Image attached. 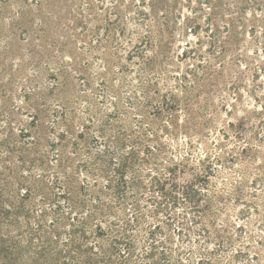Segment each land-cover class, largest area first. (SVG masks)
Returning <instances> with one entry per match:
<instances>
[{
    "label": "rangeland",
    "instance_id": "obj_1",
    "mask_svg": "<svg viewBox=\"0 0 264 264\" xmlns=\"http://www.w3.org/2000/svg\"><path fill=\"white\" fill-rule=\"evenodd\" d=\"M38 226L91 262L123 228L145 264H264V0H0V262Z\"/></svg>",
    "mask_w": 264,
    "mask_h": 264
},
{
    "label": "trees",
    "instance_id": "obj_2",
    "mask_svg": "<svg viewBox=\"0 0 264 264\" xmlns=\"http://www.w3.org/2000/svg\"><path fill=\"white\" fill-rule=\"evenodd\" d=\"M109 121V120H108ZM82 138V137H79ZM94 141L97 143L98 140L94 138ZM118 145L120 148L123 146V144H120L118 142ZM151 153L150 150L147 149V154ZM115 155V152H112V150H109V148H105V151L102 153L99 152L95 155L94 161H96L95 164H92L94 166H100V164L103 163L105 164L106 168H110L112 166L113 161L115 158L113 157ZM120 162L119 165L116 169H113V172L116 177V185L114 186L113 190L115 192L116 200L117 201H123L124 200V190L132 187L130 184H134V181L132 182H127L125 178V174L127 172V169L129 168V165H135L140 162H147V159H141L139 160V156L135 151H130L128 154L125 156L119 157ZM96 169V168H94ZM95 171V170H94ZM114 181V180H113ZM156 187L159 188V191L161 192V196L165 198L166 200L172 201V203H176V197L171 195V194H166L163 190L164 184L160 182L157 179H154ZM85 185V184H84ZM85 187H88L87 184ZM173 188H177L180 190L178 185L174 184ZM86 189V188H85ZM181 191L182 194L187 198V185L181 186ZM99 201V200H98ZM96 208V207H93ZM4 215L5 217L10 214V212L5 211L4 209ZM74 221V220H72ZM81 224L85 226L86 221H82ZM114 227V224H111V227H109L108 231L114 232L112 229ZM40 226L36 228V230H30V235L31 237H36V240L39 242L38 248L36 247L34 242L27 243L26 245H22L17 241H13L12 239H8L5 242L9 244L4 250L6 251L5 254L9 255L6 256L7 260H3V262H0V264H15L17 258L21 257V255H27L30 257L31 255H36L38 260L34 264H50L52 261L56 262L59 259H63V262L60 264H103V263H110L111 256H109L108 251L104 248H99L100 249V256L97 257L96 261L91 262L87 255L86 250H81V245L78 241L79 238L81 240L86 239V233L82 231L81 229H78V226H75V228L72 229V231L69 233L70 239L68 241L64 240V242H56L54 240H47V239H42L39 232ZM80 230V231H79ZM104 231L101 227H97L95 231V236L99 237L103 235ZM121 234V240H122V245L124 246V250L117 251V256H118V262L117 264H145L143 261L140 259H136L137 256L134 254V246L130 242V237L128 236L127 232L125 229L121 228L120 230ZM147 235L149 238L152 239L153 233L152 232H147ZM120 240V241H121ZM119 244L118 240H113V248L112 251H115V245ZM59 246H63L64 249L58 248ZM149 253L146 252V256L151 255L154 253L156 250V247L154 244L149 245ZM94 251V250H93ZM94 252H91V254ZM161 255V261L168 260L167 255L165 253H160ZM145 256V257H146ZM5 257V256H3ZM82 258V259H81ZM51 261V262H50Z\"/></svg>",
    "mask_w": 264,
    "mask_h": 264
}]
</instances>
